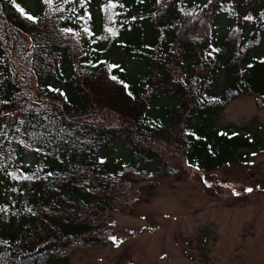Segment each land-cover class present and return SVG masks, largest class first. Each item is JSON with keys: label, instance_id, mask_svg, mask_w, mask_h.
I'll return each instance as SVG.
<instances>
[{"label": "trees", "instance_id": "16d2710c", "mask_svg": "<svg viewBox=\"0 0 264 264\" xmlns=\"http://www.w3.org/2000/svg\"><path fill=\"white\" fill-rule=\"evenodd\" d=\"M248 92L264 106V0H0V264L102 245L168 154L209 172L262 148L218 125Z\"/></svg>", "mask_w": 264, "mask_h": 264}, {"label": "rangeland", "instance_id": "374dc122", "mask_svg": "<svg viewBox=\"0 0 264 264\" xmlns=\"http://www.w3.org/2000/svg\"><path fill=\"white\" fill-rule=\"evenodd\" d=\"M218 125L256 128L264 140V106L248 92L226 105ZM240 154L243 161L209 172L168 154L174 173L122 200L107 241L72 252L69 264H264V146Z\"/></svg>", "mask_w": 264, "mask_h": 264}, {"label": "snow or ice", "instance_id": "6c2138e0", "mask_svg": "<svg viewBox=\"0 0 264 264\" xmlns=\"http://www.w3.org/2000/svg\"><path fill=\"white\" fill-rule=\"evenodd\" d=\"M13 2H15V0H13ZM45 2H51V0H45ZM16 6H17L18 9H20L21 12H24V9H23V8H20V5H19V4H17ZM25 15H26V17H27L28 19H31V20H33V21H35V20L37 19L35 16H32V15H30V14H28V13H25ZM65 31L71 32L72 29H65ZM114 78H115V77H114ZM129 95H131V93H129ZM247 191L250 192V191H252V189H247ZM111 239L115 240V237H112Z\"/></svg>", "mask_w": 264, "mask_h": 264}]
</instances>
